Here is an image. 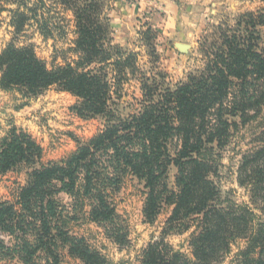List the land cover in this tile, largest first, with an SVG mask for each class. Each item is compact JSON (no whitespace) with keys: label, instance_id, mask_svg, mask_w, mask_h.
Returning a JSON list of instances; mask_svg holds the SVG:
<instances>
[{"label":"trees","instance_id":"16d2710c","mask_svg":"<svg viewBox=\"0 0 264 264\" xmlns=\"http://www.w3.org/2000/svg\"><path fill=\"white\" fill-rule=\"evenodd\" d=\"M28 1L0 0V17L12 14L17 36L34 23L45 40L53 38L46 1L34 6ZM53 1L75 20L71 46L55 58L62 64L49 67L32 46L12 43L0 54V87L17 89L27 99L57 87L77 99L73 111L78 117L102 118L105 127L86 142L76 141V151L59 163L42 164L43 149L16 128L0 141V175L38 165L13 201L0 200V258L64 264L69 257L79 264H109L74 231L71 222L80 215L73 212L82 209L85 223L97 224L113 242L124 244L128 233L117 224L114 197L132 178L143 185L147 223L153 224L167 206L171 213L163 236L191 232L190 255L162 240L144 251L143 264H218L238 241L246 244L237 255L242 264H264V127L237 171L249 203L226 205L213 180L221 152L264 112V10L241 15L233 27H216L202 40V68L170 88L163 73L149 77L139 69V54L112 45L101 0ZM11 4L17 8L8 9ZM140 34L148 43L160 38L151 26ZM151 50L159 60L158 49ZM132 78H139L141 98L134 113L124 116L116 101ZM172 166L175 189L169 186ZM61 195L70 203L64 204Z\"/></svg>","mask_w":264,"mask_h":264},{"label":"rangeland","instance_id":"374dc122","mask_svg":"<svg viewBox=\"0 0 264 264\" xmlns=\"http://www.w3.org/2000/svg\"><path fill=\"white\" fill-rule=\"evenodd\" d=\"M28 0H10V3H19ZM52 20V29H56L54 37L45 40L38 27L34 23L26 27L20 35H15L11 26L12 14L5 12L0 17V54L10 44L16 47L32 46L37 57L46 62L49 67L52 64H62L59 57L67 50L75 38V20L71 12L65 11L62 6L53 0H45ZM105 5V16L111 19L113 13V1L101 0ZM37 0H29L30 6H34ZM9 3V4H10ZM16 4H11L8 9H16ZM264 10V1L261 0H231L224 7H217L211 16L207 17L205 27H197L191 38L185 39L186 44L175 39L167 40L164 33L157 26L147 19L139 18L135 21L133 35L121 39L122 34H117L111 26L109 40L112 45L121 47L124 51L139 54V69L152 76L156 73H163L165 84L173 88L178 83L185 81L191 73L199 71L203 66L200 53L201 43L205 37L210 36L216 27L226 23L233 27L237 19L245 13H254ZM44 12V10H41ZM105 17V18H106ZM213 17V18H212ZM148 24L145 27L143 25ZM151 26L153 31L160 38L153 42H146L142 39L140 30L145 31ZM187 32H190V25H187ZM264 46V30L261 32ZM120 36V37H119ZM151 49H158L159 60L155 61L150 56ZM2 73L0 72V81ZM162 79V77H161ZM141 98L139 78L131 79L125 85L123 97L116 101L117 108L124 116L134 113L138 108V99ZM77 99L71 94L60 91L53 87L43 94L25 98L17 89L3 90L0 87V141L6 138L11 130L26 132L43 149L42 164L59 163L77 149V142H86L97 135L105 127L102 118L82 119L73 111ZM264 127V112L259 119L251 125L242 128L236 134L232 144L221 152L219 171L213 178L221 191L226 205L240 206L249 203L250 198L247 191L238 185L237 171L242 155L255 147V139ZM38 165H22L17 169L0 175V200L13 201L14 196L20 187L26 185L29 174ZM177 170L171 167L169 171V186L175 189V177ZM64 204L70 203V198L65 195L59 196ZM143 185L136 179L129 178L125 181L123 188L114 197L117 208L119 227H123L128 233L124 244H116L108 236L106 229L95 223H85L82 219V209L78 210L80 219L74 222V231L85 237L91 245L97 248L107 258L109 264H143V253L154 242L165 241V244L175 252L190 255L189 246L190 233H169L163 236L166 222L170 217L171 208L164 206L153 223H147L143 216L144 208ZM258 213V212H257ZM259 214V213H258ZM82 218V219H81ZM244 241L236 242L230 254L218 264H242L243 259L239 256L240 251L245 250ZM64 253V252H63ZM0 264H23L18 260L0 258ZM64 264H79L72 258L65 257Z\"/></svg>","mask_w":264,"mask_h":264},{"label":"crops","instance_id":"0c3cea01","mask_svg":"<svg viewBox=\"0 0 264 264\" xmlns=\"http://www.w3.org/2000/svg\"><path fill=\"white\" fill-rule=\"evenodd\" d=\"M110 24L121 39L132 36L135 21L147 17L164 33V38L186 44L197 27H205L209 14L231 0H112ZM213 18V17H212ZM190 32H187V25ZM154 29V27H153ZM120 37V36H119ZM128 38V37H127ZM172 39V40H171Z\"/></svg>","mask_w":264,"mask_h":264}]
</instances>
